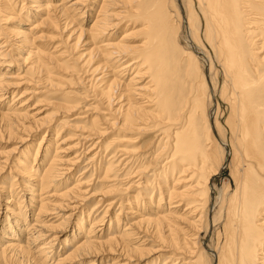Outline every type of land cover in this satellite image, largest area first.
Wrapping results in <instances>:
<instances>
[{
    "label": "bare ground",
    "instance_id": "bare-ground-1",
    "mask_svg": "<svg viewBox=\"0 0 264 264\" xmlns=\"http://www.w3.org/2000/svg\"><path fill=\"white\" fill-rule=\"evenodd\" d=\"M175 1L0 0V264H264V0Z\"/></svg>",
    "mask_w": 264,
    "mask_h": 264
},
{
    "label": "rangeland",
    "instance_id": "rangeland-1",
    "mask_svg": "<svg viewBox=\"0 0 264 264\" xmlns=\"http://www.w3.org/2000/svg\"><path fill=\"white\" fill-rule=\"evenodd\" d=\"M183 1V0H182ZM182 1L181 0H176L175 2H176V4L178 5V7H179V9H180V14L182 15V20H183V23H184V21H185V11H184V8H183V3H182ZM181 7V8H180ZM185 24V23H184ZM185 32V29H184V25H183V27H182V32L180 33V43H181V45L184 47V48H186V49H191V47H192V43L188 40V37H187V34L186 33H184ZM197 57L199 58V62H200V65L202 66V68L204 69V71H205V76H206V78H207V80H208V82H209V79H208V60H207V57H206V55H204V53L202 52V53H200V54H197ZM206 58V59H205ZM207 61V63H205V61ZM211 90H212V88H211ZM212 92V93H211ZM210 93H211V98H212V100H213V102H212V104H213V107L215 108V106H216V102H215V100H216V96L213 94V90L212 91H210ZM223 104V103H222ZM225 107V105L223 104L222 105V108H224ZM212 108V107H211ZM213 111V110H212ZM214 131V130H213ZM214 134H215V131H214ZM84 162H82V164H83ZM82 164H80V166L82 165ZM77 169H79V167L77 168ZM77 172L78 171H76L75 173L77 174ZM75 174V175H76ZM230 172H229V169L228 168H224L222 171H221V174H219V175H217L216 177H215V179H214V183H215V186L217 187V188H220V187H222L223 185H224V187H225V185L226 184H228V185H230V189H231V187H232V184H233V181H232V179H231V177H230ZM232 182V183H231ZM223 187V188H224ZM117 207H115L114 208V210L116 209ZM115 230V229H114ZM204 236V235H203ZM210 233L207 235V236H204L203 237V239H202V244L207 248L210 244ZM68 247V246H67ZM66 247V248H67ZM60 249H61V246L59 247ZM59 249V250H60ZM107 258V257H106ZM104 259V260H107V259ZM154 259H152V261H153ZM156 260V259H155ZM151 261V262H152ZM96 264H97V261H96ZM157 264V263H156Z\"/></svg>",
    "mask_w": 264,
    "mask_h": 264
}]
</instances>
